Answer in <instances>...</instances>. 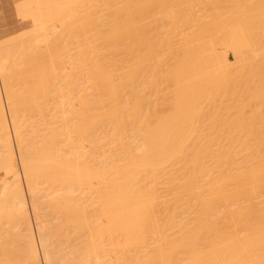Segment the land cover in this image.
<instances>
[{
    "label": "bare ground",
    "instance_id": "1",
    "mask_svg": "<svg viewBox=\"0 0 264 264\" xmlns=\"http://www.w3.org/2000/svg\"><path fill=\"white\" fill-rule=\"evenodd\" d=\"M83 1L47 0L46 3V0H44L43 2L50 9L48 8V12L42 11L44 14L46 13L45 18L48 21L50 20V24V22L53 23V19L59 21L63 15L66 16V14H69L68 12H72L74 5L72 4L73 6L70 7L71 3L80 4ZM98 1V6L96 4L98 10L106 12L103 15H101L102 12L98 13L101 16L97 17V22L94 23L96 18H93L94 20L91 19L89 23L85 19H88L87 16L91 15L90 11L93 8L88 15L84 14L87 15L84 19L86 22L81 21L86 26L92 24V28L95 24L93 35L97 41L98 51L96 50L95 56L92 55L94 58L92 57L91 67L87 70L88 85L85 87H90L91 93L69 94L71 93L70 90L76 87V82L69 76L70 71L62 69L63 74L65 72L63 79L55 81V73H57L56 70H58L59 65L57 58L60 57L55 58L53 56V59L47 61L48 64L45 63V60V62H37L40 57H43V54L30 47L29 50L21 47V55L23 54V57L29 60L25 63L23 59L24 66L19 67V72L25 73L29 70L32 77L28 80L25 79V81L22 79L21 91L15 93L16 90H13L11 78L16 74H11L13 67L18 66L13 62L15 60H12L13 55L9 52L10 48L8 49L6 44L0 43V88L4 95V104L0 96V169H3L5 173V181L3 180L5 183L2 181L3 186L6 184L0 190V195L4 199L7 198L5 203L2 200L3 198H0V264H41V260L43 264H239L241 254H243L241 253L242 246L247 249L250 245L248 247V250H250L247 251V255H249V252H252L251 243L252 241L253 243L256 242V237L254 238L251 234L254 240L249 237L246 245L241 246L239 234L235 232L236 227H232L235 233L230 227L238 225L237 229H239L238 227L242 223L240 221H243L240 220V213H243V211L241 209L238 213L236 210H231L233 207L230 205L226 208V210L228 209L226 217L223 210L225 205L227 207L230 204L229 201L232 202L237 196L238 201L242 200H239V198L241 196L240 192L245 189L244 187L248 189V191L246 190L247 193L249 192L246 199L250 197L249 200H252L255 194L257 196L260 188H264L263 185L260 186L261 180L264 179L262 177L264 176L262 175L264 174V168H261L264 165L259 167L262 162L264 163V153L260 151L259 154H263L260 157L256 150L259 147L264 150V133L262 131L260 133L262 140L261 137L259 138V131H256L261 127L264 128V125L260 124H264L261 118L264 116L263 111H261L262 104L264 105V97H261L264 94V91H262L264 90V78H262V74L259 75L261 71H258V68L262 65L260 63L264 62V0H189L191 3L187 0L189 4L185 0L184 5L183 0ZM26 2L29 5L26 4L25 7L23 5V8L31 7L30 1ZM42 4L40 8L44 9L46 5L43 7ZM84 4L89 3L84 2ZM92 4L94 6V3ZM242 5H244L243 8H241ZM91 7L92 5L90 9ZM38 8L39 6L33 9L36 11ZM153 8H156L157 11H152ZM224 8L225 13L218 11L220 9L224 10ZM208 11H210V14L207 13ZM73 12L68 16L73 17L71 14L76 13ZM95 12L98 11L95 10ZM95 12L92 11V14H95ZM153 12L158 14L157 17H154L155 21L160 20L163 26L166 27L165 30L163 29L162 39L160 37L158 38L161 40L157 39V41H160H158L160 43L158 50L156 49L158 43L154 44L152 40L150 41V38L148 39L154 31V27L158 28L155 21L147 22L153 20ZM85 13H88V11ZM25 14L27 13L25 12ZM19 15H22V12ZM36 16L35 14L33 17L34 24L37 21L40 22L39 19L42 17L40 14L38 15L40 17ZM143 18L144 20L149 19L146 21L148 26L151 27L154 24L153 31L149 30L150 33L148 29L151 28H145L147 25L146 22H142ZM60 23L61 21L57 24L60 25ZM38 24H35V29L38 26L41 27V23ZM160 26L157 30L161 29ZM74 27L76 28V26ZM89 27L90 25L87 29ZM48 28L50 29V26ZM65 28L67 29V27ZM92 28L90 29L91 32H93ZM35 29H32L34 34L40 28H37L36 31ZM55 29L53 33H55ZM87 29L86 31H89ZM215 32L217 34L216 38L214 37ZM27 33L29 34V31ZM53 33L51 34L53 35ZM22 34L25 35V33ZM58 34L60 35V33ZM52 35H47L48 38L45 39H49ZM219 35L222 41L217 40V42L232 48L234 60H229L223 54V51L217 50L218 43L216 39H219ZM38 36L41 37L39 33ZM44 37L46 36L44 35ZM153 37L156 39V36ZM37 38L33 39L34 43L37 42L34 41ZM15 40L17 41V38ZM39 40V42L42 41ZM248 41L254 42L253 44L250 43L253 46L255 45V49H252L255 51L256 59L254 60H258L255 62L258 67L252 66L254 60H251L253 62H250V64L244 62L243 58L238 57V51L242 49L241 46L245 44L247 46ZM15 42L10 43L16 44L17 42ZM20 42L23 43L24 41ZM58 42L60 43V41ZM52 43L53 46L54 43ZM143 44L147 45L143 46ZM222 44L220 46H224ZM31 46L33 45L31 44ZM97 46L95 45V47ZM17 50L19 49L17 48ZM48 50L50 51L51 47ZM105 50L109 53L108 60L104 59L105 56L102 57ZM156 50L159 52L157 53ZM97 52L99 53L97 54ZM132 53H134V56ZM129 54L132 55L131 58ZM154 55L159 57L157 58ZM66 57L68 58V56ZM150 58L154 59L156 64L151 65ZM84 59L82 60L85 61L86 59ZM147 60L151 64L145 63ZM61 62L63 63V61ZM81 63L80 66H82ZM245 63L250 66L246 68H250L248 72H252L248 73L244 68L245 73H248L247 76H254L255 69L251 71V68H256V71H258V75L257 72L256 75L261 77V79L258 77L260 81L255 80L257 79L256 75L254 76L255 79L250 77L252 81L251 84L249 82L248 84L260 86H256L257 89L256 87L246 86V90L249 92L254 89L251 90V96L245 90V93H243L246 82L244 87L241 86L243 87L240 89L241 93L237 91L240 97L242 95V100L246 93L248 94V99L244 97L247 105L244 100V105L240 102V97L238 98L240 101L236 99L238 94L235 95V98L232 97L241 84L235 87V93L232 87V91L229 89L230 78L231 83H233L242 73L244 74L243 68H241L242 72L239 69L240 74L237 78L234 77L235 75L232 76L233 72L232 74L230 72L232 70L237 71L235 69L236 64H242L241 67H246L243 65ZM150 65L152 67L156 65V68L153 67L155 70ZM25 66L28 70L24 69ZM151 68L152 70H150ZM262 70L264 72V69ZM228 71H230V76L226 73ZM141 72H144V76L143 73L140 75ZM161 74L167 80L165 81L169 82L167 83L168 87H171L170 94L166 93V95H169L166 99L169 97V101H165V98L161 97L165 93L163 91L168 92L169 90H162L164 80H162L163 78L160 79L161 76L159 75ZM244 75L241 76L244 78ZM50 77L53 78L52 81H49ZM240 77L238 79L239 83L242 78ZM243 78L242 80L245 81ZM14 80V83L18 81ZM160 80L163 83H158L162 84L159 85L161 90H158L157 82ZM254 80L255 83H253ZM19 84L20 80L17 85ZM167 84L165 83V85ZM145 85H149L150 88L154 89L152 94L144 96L148 94L145 88H149ZM165 85L164 87H167ZM139 86L143 90H140ZM261 87L262 89H260ZM15 89H18V87H15ZM64 89L68 90L69 93H62ZM144 89L147 92H143ZM150 90L152 89H149V93ZM228 91L230 94L233 92V95L230 96L232 97L231 100L234 99V101H231L233 103H230V97H228V101L225 99ZM159 92L161 100L163 98L164 103H170V106L167 105L170 110L164 109L167 113L161 111L164 114L159 111V108H163L162 105L160 106ZM256 92L258 93L256 94ZM259 92H263V94L261 95ZM222 96L225 97H223L225 100L221 99ZM252 96L253 98L257 96L256 98L262 104L259 105L260 103L255 98L254 100L258 104L253 107L248 101L253 100ZM218 97H220V101H224L219 103H225L223 108L229 102L227 108H230L231 113L234 107L232 105L229 107V104L235 105L234 102H236V105L239 106L235 107H241V109H236L237 114L234 112L236 115L232 113L229 116V120L233 119L232 121L227 120L228 117L226 118L227 121L225 118L223 119V116L226 117V115H222L223 111L225 110V114L229 113L226 112L228 110L226 108L224 110L222 107L218 108L222 104H216L218 106L216 107L215 102L218 103L219 99L216 100ZM239 102L242 106L238 104ZM157 103H159V108ZM255 103L253 102V105ZM250 105L255 111L257 110L256 112L259 110L261 112L259 111L258 115L256 112H252L254 109L250 112L248 110L251 108ZM5 107L8 118L5 115L7 114L4 111ZM247 107V112L243 113ZM242 109L244 110L242 111ZM240 112L241 114H239ZM245 114L254 117V120L260 118L262 122L257 120V123L248 116V120L245 121V116H242ZM254 114L257 117L252 116ZM233 115L236 116L235 119ZM237 115L241 116L238 124H241L244 118V126L246 125L245 122L250 127L249 129L254 125L255 130L252 131V128V132H249L248 126L247 130L245 127L243 130L247 131L246 135L249 133L247 137L251 143L253 142L251 137L255 140L258 138L257 143L260 141L259 144L255 142L251 144L252 146L256 144L258 148L254 146L255 150L250 147L251 145L248 144L250 141L248 142V140L246 144L251 149H247L248 146L246 145L241 150L237 148V146L242 147L239 145L247 139L246 135H243L244 131L242 133V130H240L243 126L240 125V128L237 126L236 118L239 117ZM224 121L230 123H228L229 126L226 125L227 129ZM253 121L257 126L261 125L260 128L256 129ZM228 129L229 131H226ZM231 129L233 133L239 129V134L241 132V135H243L241 137L246 138L245 141H242L239 135L237 137L241 138V143L240 139L238 142V138L235 141L234 138L236 137L234 136V140H229L228 135L232 138L231 135L226 134L225 136V133L230 132ZM253 132L254 135L257 134L256 137L251 135ZM227 139L231 142L233 140L234 145L231 143L226 145L223 141ZM261 143L262 146H260ZM228 144L230 147L236 146L234 147L235 150H232L233 148L231 147V149ZM106 146L108 148H105ZM236 149L239 151H236ZM234 152L238 153L235 154ZM243 153L246 155L243 156ZM232 154H235L236 157ZM237 154L242 155L243 159L247 156L245 157L247 161L244 159L245 166H242V168L239 167L243 163L242 157H238L239 160H242V162L241 160L238 162ZM231 155L237 159L235 162ZM248 157L250 159L256 158L250 160ZM259 158L261 159L258 160ZM226 161L227 163L231 161L232 164H226ZM258 161H261V164L259 163L257 166L255 162ZM238 163L240 164L238 165ZM247 163L252 164V170H249L252 167L251 164L249 167ZM236 164L239 167L238 170L234 168ZM228 165H233V168ZM243 168H245V172L241 170ZM228 169L230 172H228ZM234 169H236L235 172ZM258 169L260 174L257 171ZM238 173L243 176L244 180L251 173L252 177H249V179L251 181L252 178V181L247 183L248 178L245 181L241 180L242 185L243 182L245 184L240 186L241 177ZM245 174L246 176H244ZM257 181L259 183L256 184ZM227 182H230L228 187L234 186V188L229 187L230 190L228 191L226 189ZM231 184L234 185L231 186ZM252 184H256V187L259 185L257 187H260L259 190ZM238 185L243 189L239 190ZM247 186L249 188L250 186L251 188L252 186L255 187L258 191L255 188V190L250 189L257 191V193L250 192ZM5 190L7 191L5 192ZM244 192L245 190L242 194ZM41 198L44 199L45 204L43 210H49L46 211L50 215L48 223L47 220L42 219L37 205L38 200V202L42 201ZM255 199L253 198V200ZM227 200L229 201L227 202ZM250 202L246 200L245 203L252 204ZM239 203L236 202V205L234 202L237 207ZM254 203L256 204V202ZM242 206L244 209V205ZM242 206L240 205V207ZM229 208L230 214H228ZM161 211L164 214L163 212L161 214ZM235 213L239 214L238 221ZM181 214L186 215L182 217ZM229 215L232 217L229 218ZM223 217L227 218V221L228 218L232 219L229 220L232 225L228 223L229 228L232 230L231 232L229 229L230 234L226 231ZM244 217L245 215L242 219ZM262 217L263 215H261V220ZM184 218L188 220L184 221ZM3 220L4 225L9 224L5 225L8 226L7 228L2 227L4 226L1 224ZM170 231L172 232L170 233ZM11 236L12 238L15 237V240H13L16 243L19 242V245H11V242H13ZM260 238L264 240V235ZM14 242L13 244H15ZM262 256L264 257V255Z\"/></svg>",
    "mask_w": 264,
    "mask_h": 264
},
{
    "label": "rangeland",
    "instance_id": "2",
    "mask_svg": "<svg viewBox=\"0 0 264 264\" xmlns=\"http://www.w3.org/2000/svg\"><path fill=\"white\" fill-rule=\"evenodd\" d=\"M26 1H30V6L33 7V8H34V7H38V6H39V8H40V7H41L40 5H41L42 3H43V4H42L43 7L46 5V4L43 2L44 0H43V1L41 0V2H42L41 4H40V0H37L36 2H35L34 0H33V1H32V0H26ZM26 1L23 2V0H0V16H1V17H0V43H1V44H6V46H8V49L10 48V49H9V50H10L9 52L11 53V55H13V59H12V56H11V59H12V60H15V61H13V62L16 63L17 66H18V67H16V65H15V66L13 67L15 70L13 69V72H12V74H11V75H15V74H16V75L13 76V77H14V79L18 80V81H16V82L14 83L15 80L13 79V77L11 78V82H13V83H12V84H13V90H16L15 93H20V91H21V87H22L21 84L23 83V82H22L23 80L25 81V79L28 80V79H30V78L32 77L31 74H29L30 72H29V70L27 69V66L24 67V69H27V70H28L27 72H25V73L22 72L23 74H22L21 72H19L20 68L24 66V64H23L24 60H25V63H27V61L29 60V59H27V58H24V57H23V54L21 55V49H22V48H25L26 50H29L30 48H34L35 51H38L39 53L43 54V57H40V58L37 60V62H38V61H39V62H45V61H46L45 63L48 64V62H49L51 59H53L54 57H55V58H56L57 56L60 57V58H57V60L59 61V62H58L59 65H58V67H57L58 70H56L57 73H55V77H56L55 79H56V80H55V79H54V80H55V81H58L57 79H61V80H62L63 77H64V74H65V72H64V74H63V70L65 69V70L70 71V72H69V73H70L69 76L74 80V82L77 83V85H76V83H75V86L77 87V89H76V87H75V88H74L75 90H74V89H73V90H70L71 93H69L68 90L64 89V90L62 91V93L68 92V93L71 94V95H74L75 93L78 94V93H81V92H83V93H91L92 90H90V87H88L89 89H88V88H85V87H87L86 85H88V82H87V78H88L87 70L91 67V63H92V61H93L92 59L94 58L93 56H95V54H96V50L98 49L97 41L95 40V36L93 35V34L95 33V32L93 31V30H94L93 28H95V27H94V26H95L94 23L97 22V21H96V20H97V17L103 15V13L106 12V11H103V12L101 11V12H102V13H101V12L98 10V7H97V6H98L99 1L97 0V1H98V3H97L96 0H95V2H94V0H92V1H91V0H88L89 2L86 1V0H85V1L82 0L83 3H80L81 5L75 3V2H77V1L74 2L76 5H75L74 3H71V6H70V7H72V6L74 5V6L72 7V10H73V11L75 10L74 12H76V13H74V12L72 11V12L74 13V14H71V15H73V17H72L71 15H70L71 17H69L68 15H69L70 13H72V12H68L69 14H66V16L69 17V18H67L66 16L63 15V16H62V19L60 18V20H59V21H61L60 25H58V24H59V21H58V20H55V19H53L54 21L51 20L53 23L56 21V22H55L56 25L54 24L55 26H54L53 23H51V22H50V24H49V21H50V20L48 21V19L45 18V14H46V13L44 14L43 11L48 12V10L50 9L48 5L45 6V8H44L45 10H44L43 8H40L41 10L38 8V10L35 11V9H37V8H35V9H33V8H31V7L23 8V5H24V7H25L26 4L29 5V3L26 2ZM70 1H71V0H70ZM82 1L80 0V2H82ZM90 1H91V4H90ZM183 1H184V2H183V5H184V4H185V0H183ZM186 1H187V0H186ZM188 1H189V0H188ZM188 1H187V3H188ZM18 2H19V3H18ZM25 2H26V3H25ZM34 2H35V3H34ZM84 2H85L86 4H87V3H89V4L85 5ZM32 3H33V4H32ZM37 3H38V5H37ZM46 3H47V0H46ZM92 3H94V6H93ZM189 3H191V2L189 1ZM189 3H188V4H189ZM238 3H239V2H238ZM243 3H244V2H243ZM72 4H73V5H72ZM96 4H97V6H96ZM222 4H224V3L222 2ZM240 4H241V2H240ZM21 5H22V6H21ZM35 5H36V6H35ZM79 5H80L81 7H80ZM91 5H92V7H91V9H90V6H91ZM207 5H208V4H207ZM209 5H210V4H209ZM77 6H78L79 8H76ZM186 6H187V4H186ZM243 6H244V5H242L241 8H243ZM18 7H19V8H18ZM74 7H75V8H74ZM83 7H84V8H83ZM87 7H88V8H87ZM195 7H196V6H195ZM195 7H194V8H195ZM20 8H21V9H20ZM22 8H23V9H22ZM27 8H28V9H27ZM46 8H47V9H46ZM48 8H49V9H48ZM85 8H86V9H85ZM93 8H94V9H93ZM4 9H5V10H4ZM32 9H33V10H32ZM84 9H85L86 11H88V13H85L86 11L84 12V11H83ZM92 9H93V10H92ZM221 9H222V8H221ZM221 9L218 10V11H219V12H222V11H223L222 13H225V12H224V11H226L225 8H224V10H221ZM19 10H20V11H19ZM25 10H26V11H25ZM27 10H28V11H27ZM39 10H40V12L38 13ZM42 10H43V11H42ZM90 10H92V11H94V12H95V10H96V11H98V12H95V14H92V11H90ZM23 11H24V12H23ZM29 11H31V12H29ZM78 11H80V12H78ZM81 11H82V12H81ZM89 11L91 12V15H90V16L88 15V14L90 13ZM152 11H155V12H156L157 10H156V8H153ZM212 11H213V10H212ZM214 11H215V10H214ZM19 12H20V13H19ZM21 12H22V15H19V14H21ZM25 12H26L27 14H25ZM83 12H84V13H83ZM155 12H153V13H154V15H153V17H152L153 20H151V21H147V20H149L148 18H147V19L145 18L146 20H144V18H143L142 22H143V21H144V22L147 21V22L149 23V22L155 21L156 19H154V17H157V16H158V14H156ZM34 13H35L37 16H38L39 14L42 15V17L44 16L43 18L41 17V19H39V20H41L40 22H39V21L36 22L37 25H39L38 23H41V24H40L41 27H40V26L37 27V25H36V27H37V28H40L39 30L43 29L42 31H39V30L36 28V29L39 31V32H38V31H36V29H35V24H36V23L34 24V21H33V19H34L33 17L35 16ZM82 13H83V14H82ZM96 13H97V16H96ZM98 13H101V15H100V14L98 15ZM207 13L210 14V11H208ZM211 13H213V12H211ZM226 13H227V12H226ZM28 14H29V16H28ZM31 14H32V17H31ZM43 14H44V15H43ZM84 14H87L88 16H87V15H84ZM25 15H26V16H25ZM81 15H82V16H81ZM22 16H23V17H22ZM37 16H36V17H37ZM80 16L82 17V19H81ZM85 16H87L88 19H85ZM91 16H92V17H91ZM38 17H40V16H38ZM64 17H65V18H64ZM74 17H75V18H74ZM89 17H90V19H89ZM70 18H71V20L73 19L72 22H71ZM78 18H79V19H78ZM93 18H94V19L96 18L95 21H94V23H93V24H94L93 28L91 27L92 24H88V25L86 26V24L83 23V22H86L85 20H88V22L90 23V20L93 19ZM43 19H44V21H43ZM63 19H64V20H63ZM65 19H66V20H65ZM68 19H69V20H68ZM84 19H85V20H84ZM94 19H93V20H94ZM46 20H47V21H46ZM76 20H77V21H76ZM93 20H92V22H93ZM35 21H36V20H35ZM42 21H43V22H42ZM62 21H63V22H62ZM78 21H79V22H78ZM81 21H83V22H81ZM159 21H160V20H157V22L155 21V23L157 24L158 28H159L160 25L163 27V28H162V27L160 26L161 29H159V30H157L158 28L154 27V31H153V29H152L153 26H154L153 23H152L153 25H152L151 27L147 25V22H146V25H147V26L145 25V26H146L145 28H147V27L151 28V29H148V32H149V33H150V31H153V32H154V33L152 32L151 35L148 37V39L150 38V41L152 40L154 44L158 43V41L162 39V34H163L164 30L166 29V27L163 26V23L160 21V23H162V24H160ZM45 22H46V23H45ZM47 22H48V23H47ZM65 22H67V23H65ZM69 22L71 23V26H70V23H69ZM76 22H77V23H76ZM88 22H87V23H88ZM57 23H58V24H57ZM68 23H69V24H68ZM79 23H80V24H79ZM82 23H83V26H82ZM48 24H49V25H48ZM66 24H67V25H66ZM44 25H45V26H44ZM52 25H53L54 27H53ZM65 25H66V26H65ZM89 25H90V27L92 28V31H93V32H91V30H90L91 28H90V27H89V29H87ZM150 25H151V23H150ZM48 26H50V29L48 28ZM61 26H62V27H61ZM64 26L67 27V29H66ZM74 26H76L77 29H76ZM77 26H78V27H77ZM43 27L45 28V30H44ZM68 27H69V29H68ZM71 27H72V28H71ZM79 27H80V28H79ZM51 28H53V29H51ZM55 28L57 29V31H56ZM70 28H71V29H70ZM73 28H74V29H73ZM82 28L85 29V30H83ZM155 28H156V29H155ZM32 29H33V30L35 29V31H36L35 34L33 33V30H32ZM46 29H47V30H46ZM54 29H55V33H53ZM58 29H59V30H58ZM64 29H66V30H65L64 32H61V31H63ZM80 29H81V31H80ZM86 29L89 30V31H86ZM163 29H164V30H163ZM30 30H32V31H30ZM49 30H50V31H49ZM69 30H70V31H69ZM72 30H73V32H71ZM78 30H79V32H78ZM149 30H150V31H149ZM161 30H163V31H161ZM28 31H29V34L27 33ZM35 31H34V32H35ZM43 31H44V32H43ZM68 31H69V32H68ZM146 31H147V29H146ZM157 31H158V32H157ZM30 32H31L32 34H31ZM37 32L39 33V35H40L41 37L38 36V33H37ZM83 32H84V33H83ZM148 32H147V34H149ZM22 33H25V35H23ZM40 33H41V34H40ZM49 33H50V34H49ZM51 33H53L54 36H53ZM58 33H60V35H59ZM67 33H68V34H67ZM156 33H158L159 36H158V34L156 35ZM160 33H161V35H160ZM217 33L219 34V32H217ZM21 34L23 35V38H22ZM26 34H28V35H26ZM33 34H34V36H33ZM43 34H44L46 37H44ZM61 34H62V36H61ZM71 34H72V35H71ZM153 34H154V35H153ZM205 34H206V33H205ZM213 34H214V33H213ZM215 34H216V32H215ZM47 35H49V36L52 35L53 37L51 36L49 39H45V38H48ZM56 35H57V37H56ZM69 35H70V36H69ZM73 35H74V36H73ZM152 35H153V36H156V39H154L155 37H153ZM220 35H221V34H220ZM220 35L218 36L219 39H216V42H217V40H219L220 42L222 41V40H220V39H221V38H220ZM18 36H20V37L18 38ZM25 36H26L27 38H26ZM30 36H31V38H32V37H33V38H32V39H31V38L29 39ZM35 36L38 37V38H37V40H34V41H37V42L34 43V42H33V39L36 38ZM59 36H60V37H59ZM147 36H148V35H147ZM212 36H213V35H212ZM212 36H211V37H212ZM216 36H217V34H216L214 37L216 38ZM158 37H160L161 39L158 38ZM214 37H213V40H214ZM16 38H17V41L15 40ZM51 38H52V41H51ZM58 38H59V39H58ZM26 39H27V40H26ZM39 39H41L42 41L39 42V41H40ZM43 39H44V41H46V42H47V40H49V41H48L47 43H45V42L43 41ZM53 39H54V40H53ZM55 39H58V40H55ZM62 39H63V40H62ZM65 39H66V40H65ZM92 39H93V40H92ZM153 39H154L156 42H155ZM157 39H159V40L157 41ZM25 40L28 41V43H26ZM15 41H16L18 44H17ZM18 41H19V42H20V41H24L25 43H24V42H23V43H22V42L19 43ZM29 41H30V42H29ZM54 41H55V42H54ZM58 41H60V43H59ZM66 41H67V42H66ZM92 41H93V42H92ZM94 41H95V42H94ZM10 42H11V43L15 42L16 44H11ZM32 42H33L34 44H33ZM38 42H39V44H38ZM52 42H53L54 44H53ZM159 42H160V41H159ZM198 42H199V41H198ZM213 42L215 43V40H214ZM220 42H219V43H220ZM223 42H224V41H223ZM250 42L252 43V41H250ZM250 42H249V41L247 42V44H248L247 46H245L246 44H245L244 46H241L242 49H241L240 51H238V55H239L238 57L243 58V61H244V62H247V63H250V62L252 63L253 61H251V60L256 59V58H255V57H256V54H255V51L253 50V49H255V45H254V46L252 45L254 42H253L252 44H251ZM7 43H8V45H7ZM9 43H10V44H9ZM30 43H31L33 46H31ZM51 43L53 44V46L51 45ZM85 43H86V44H85ZM93 43H95V44H93ZM195 43H197V42H195ZM217 43H218V42H217ZM217 43H216V44H217ZM219 43H218L219 46H218V45H217V46L215 45V46L217 47V50H218V51L220 50L221 52L223 51V52H224L223 54H225V56H226L229 60H231V61L234 60V52H233L232 48H228L229 46L226 47L227 45L222 44V43H221V44L224 45V46H220L221 44H219ZM36 44H37V45H36ZM40 44H43V45H40ZM45 44H46V45H45ZM59 44H60V45H59ZM92 44H93L94 46H93ZM249 44H250L251 46H250ZM9 45H10V47H9ZM13 45H14V46H13ZM19 45H20V46H19ZM65 45H66V46H65ZM86 45H87V47H86ZM88 45H89V46H88ZM95 45H96L97 47H95ZM144 45L146 46L147 44H143V46H144ZM158 45H159V46H158ZM12 46H13V47H12ZM35 46H36V47H35ZM41 46H42L43 49L41 48ZM59 46H60V47H59ZM62 46H64V47H62ZM252 46H253V47H252ZM11 47H12V48H11ZM21 47H22V48H21ZM26 47H27V48H26ZM29 47H30V48H29ZM47 47H48V48H47ZM50 47H51V50H50L51 52H50L49 50H48V51H49V55H50V54H51V55H50V57H49L47 49H50ZM54 47H55V49H54ZM158 47H160V43L157 44V48H156V45H155V48H156L157 50L159 49ZM13 48H14V51L12 52ZM17 48H18L20 51L17 50ZM57 48H58V49H57ZM60 48H61V49H60ZM85 48H86V49H85ZM92 48L94 49L95 52L93 51ZM224 48H225V49H224ZM226 48H227V49H226ZM252 48H253V49H252ZM222 49H223V50H222ZM41 50H42V52H41ZM84 50H86L87 53H86V51H84ZM157 50H156V52H157ZM57 51H58V52H57ZM61 51H62V52H61ZM82 51H84L85 53L82 52ZM90 51H91V52H90ZM97 51H98V50H97ZM130 51H133V50H130ZM142 51H144V50H142ZM65 52H66V53H65ZM92 52H93V53H92ZM133 52H134V51H133ZM158 52H159V51H158ZM158 52H157V53H158ZM12 53H13V54H12ZM14 53H15V54H14ZM39 53H38V54H39ZM46 53H47V54H46ZM53 53H54V54H53ZM63 53H64V54H63ZM83 53H84V56H83ZM98 53H99V52H97V54H98ZM62 54H63V55H62ZM133 54H134V53H132V55H133ZM159 54H160V53H159ZM159 54H158V55H159ZM16 55H17V56H16ZM19 55H20V57H19ZM65 55L68 56V58H67ZM80 55H81V57H80ZM86 55H87V57H86ZM92 55H93V56H92ZM102 55H103L102 57H104V56L106 57V58L104 57L105 60H108V58H109V53L107 52V50H105L104 53H103ZM129 55H130V54H129ZM132 55H130L129 57L131 58ZM158 55H157V56L154 55V56H156V57L158 58V57H159ZM14 56H15V57H14ZM21 56H22V57H21ZM53 56H54V57H53ZM62 56H63V57H62ZM133 56H134V55H133ZM154 56H153V58H154ZM16 57H17V58H16ZM51 57H52V58H51ZM79 57H80V58H79ZM83 57H84L86 60H85ZM92 57H93V58H92ZM156 57H155V59H156ZM20 58H21V59H20ZM49 58H50V59H49ZM132 58H134V57H132ZM23 59H24V60H23ZM42 59H43V60H42ZM46 59H47V60H46ZM59 59H60V60H59ZM80 59H81V60H80ZM82 59H84L85 61H83ZM257 59H258V58H257ZM12 60H11V62H12ZM16 60H17V61H16ZM40 60H41V61H40ZM44 60H45V61H44ZM130 60H132V59H130ZM150 60L152 61V64H151V62L148 61V60H147L148 62L145 61V63L153 65V64L155 63V60H154V59H151V58H150ZM157 60H158V59H157ZM157 60H156V61H157ZM18 61H19V62H18ZM21 61H22V63H21ZM47 61H48V62H47ZM61 61H63V63H62ZM82 61H83V62H82ZM132 61H133V60H132ZM153 61H154V62H153ZM248 61H249V62H248ZM256 61H258V60H256ZM256 61L254 60V62H253L254 64H252V66H253V65L256 66V64H255ZM81 62H82V63H81ZM241 62H242V61H241ZM259 62H260V61H259ZM259 62H258V63H259ZM61 63H62V64H61ZM80 63H81L82 66H80ZM239 63H240V62H239ZM251 63H250V64H251ZM263 63H264V62H263ZM263 63L261 62L260 64L264 65ZM18 64H20V65H18ZM64 64H65V65H64ZM76 64H78V65H76ZM155 64H156V63H155ZM260 64H259V65H260ZM151 65H150V67H152ZM241 65H242V64H241ZM241 65L236 64V68H235V69L238 71V73H236L237 71H233V70H232L231 72L228 71V72H226V73L229 74V72H230V74H232V72H233L232 76L235 75L234 77L237 78V77H238V74H240L241 68H243L242 71L244 72L245 75H244L243 73H242L241 75H242V76L244 75L246 78H245V77L243 78L241 75H240V76H241L245 81H243L242 78L239 76V77L241 78V80H239L240 83L238 82V79H239V77H238L236 80L233 78V79L236 81V82L233 81V83H234V84H233V83H231V78H230V81H229V82H230V85H229L230 88H229V89L231 90V89L233 88L232 90H234V93H235V90H236L235 87H236V86H239L240 84H241V85H240L239 87H237L236 93H235L234 95H233V92H231V94H230V92H229L230 90H229V91L227 92L229 96L226 95V96H225L226 98H225L224 96H222V98H221L222 100H225V99H226V101H228L227 99H229L228 97H230L231 95H233L232 97L235 98V95L238 94L237 91H238V92L240 91L239 93H241V90H240V89L244 87V83H245V82H246L247 84H245V88H243V93H245V91H246V92H249V91L246 90V86H247V87H248V86H249V87L251 86V88H253V87L255 88L257 85H255V84H254V86H252L253 84L250 85V84H251V81H252V80L250 79V77H253L252 79H255L254 76L256 75V72H257V75H258V71H259V72L261 71V73H260L259 75L262 74V78H264V76H263L264 72H263V70H262V69H264V66H263V68H261L262 65H260L261 70H260V68H258V71H256V70H257L256 68H251V71H253V69H255V72L253 73V75H254V74H255V75H254V76H251V75H250V76H249V75L247 76L248 73H252V72H248V69L250 70V68L246 69L247 67H250V66H248L249 64H248V65H247L246 63L243 64V65H245L246 67H244V66L241 67ZM63 66H64V67H63ZM78 66H79L80 68H79ZM237 66H239L240 68H239V67L237 68ZM252 66H251V67H252ZM254 66H253V67H254ZM19 67H20V68H19ZM61 67H62V68H61ZM84 67H85V68H84ZM153 67L156 68V65L153 66ZM153 67H152V68H153ZM256 67H258V64H257ZM152 68H151L150 70H152ZM162 68H164V67H162ZM244 68L247 70L248 73H245L246 70H244ZM62 69H63V70H62ZM83 69H84V70H83ZM153 69H154V68H153ZM239 69H240V71H239ZM154 70H155V69H154ZM161 70H162V69H161ZM14 71H15V73H14ZM17 71H18V72H17ZM24 71H25V70H24ZM61 71H62V72H61ZM242 71H241V72H242ZM83 72H84V73H83ZM158 72H159V69H158ZM158 72H157V73H158ZM161 72H162V71H161ZM161 72H160V73H161ZM17 73H18V74H17ZM142 73H143V76H144V72H141L140 75H142ZM21 74H22V75H21ZM230 74H229V76H230ZM23 75H26V76H23ZM157 75H158V74H157ZM163 75H165V73H163ZM163 75L161 74V75H159V76H161L160 79L163 78L162 80H164V84H163V85H162V84H158L159 82H160V83H163L162 80L158 81V82H157V84H158V87H157V88H158V90H161V89H159V87L162 85V86H163V89H162V90H164V89H165V90H168V89H169L168 92H167V91H163V92H165V93H163L162 91H160V92L163 93L161 97L165 98V101H167V100L169 101V97H168V99H166V97L169 96V95H166V93H169V94H170V88H171V87H168L169 85H168L167 83H169V82H166L167 80L163 77ZM257 75H256V76H257ZM58 76H59V77H58ZM226 76H227V74H226ZM229 76H227V77H229ZM232 76H231V77H232ZM15 77H16V78H15ZM21 77H22V78H21ZM25 77H26V78H25ZM48 77H49V75H48ZM61 77H62V78H61ZM157 77H158V76H157ZM258 77H260V76H257V77H256V78H257V79H255L256 81H260V80H258ZM247 78H248V80H247ZM22 79H23V80H22ZM140 79L142 80V77H141ZM157 79L159 80V77H158ZM228 79H229V78H228ZM233 79H232V80H233ZM249 79H250V80H249ZM260 79H261V77H260ZM19 80H20V84L17 85V84L19 83ZM50 80L52 81L53 78L50 77V78H49V81H50ZM165 80H166V81H165ZM255 80H254L253 83H255ZM1 81H2V79H1ZM59 81H60V80H59ZM241 81H243V82H241ZM262 81H263V79H262ZM248 82H249L250 84H248ZM16 83H17V84H16ZM140 83H142V82H140ZM140 83H139V84H140ZM165 83H166L167 85H165ZM259 83H261V82H259ZM262 83H263V82H262ZM78 84H79V85H78ZM232 84H233V85H232ZM236 84H237V85H236ZM159 85H160V86H159ZM164 85L167 86V87H164ZM231 85H232V86H231ZM258 85H259V84H258ZM261 85H263V84H261ZM145 86H147V85H145ZM148 86H149V85H148ZM148 86H147V87H148ZM241 86H243V87H241ZM15 87H16V88L18 87V89H15ZM139 87H140V86H139ZM139 87H138V88H139ZM142 87H143V86H142ZM231 87H232V88H231ZM257 87H260V86H257ZM257 87H256V89H257ZM263 87H264V86H263ZM80 88H81V89H80ZM161 88H162V87H161ZM141 89L143 90V88L140 87V90H141ZM145 89H146L148 92H147ZM145 89H144L143 92H147L148 94L146 93L147 95H144V96H148L149 94H152V93H153V90H154L153 88H150V86H149V88H145ZM149 89H152V90H150V93H149ZM256 89H255V90H256ZM260 89H262V87H261ZM263 89H264V88H263ZM89 90H90V91H89ZM232 90H231V91H232ZM244 90H245V91H244ZM248 90H249V88H248ZM251 90H254V89H251ZM251 90H250V92H249V94H250L249 96H251ZM1 91H2V89L0 88V96H1V99H2V103H3V97H4V95H3V91H2V92H1ZM262 91H264V90H262ZM160 92L158 93V97H159V98H160ZM252 92H253V91H252ZM243 93H242V94H243ZM253 93H254V92H253ZM253 93H252V94H253ZM257 93H258V92H256V94H257ZM259 93H260V92H259ZM143 94H144V93H143ZM222 94H223V93H222ZM260 94L262 95L263 92L260 93ZM163 95H166V96L164 97ZM224 95H225V94H224ZM243 95H244V94H243ZM246 95H247V96H246ZM246 95H245L244 97H245V99H246V98L248 99V94L246 93ZM254 95H255V93H254ZM258 95H259V94H258ZM263 95H264V94H263ZM263 95H262L261 97H264ZM158 97H157V99H158ZM220 97H221V96H220ZM220 97L216 98V100L219 99V101H218V103L215 102V105H216V104H217V105H218V104H219V105L222 104V105L219 106V107L216 105V107H218V108H221V107H222L223 110H224L225 108L228 109L226 112H228L229 114H227V113L225 114V112H224L225 110H224L222 115H226V117L223 116V119L225 118V120H226V118L228 117L227 120H229V119H230L229 116H231L232 113L234 114V112L236 113V111H237L236 109L239 108V107L236 108L235 106H239V105H236V102H234L235 105H234V104H229V107L232 105V107L235 108V110H234V108H233V111H232V113H231V110L229 111L230 108H227L229 102L226 103L227 105L223 108V106L225 105V103H219V102H224V101H220ZM223 97H224L225 99H224ZM232 97H230V103H233V102H231V101H234V99L231 100ZM236 97H237L236 99L239 100V101H240V99H241L240 102H242L243 105H244V102H243V100L245 101L244 97H243V100H242V98H241L242 95H241V97H240V94H238V96L236 95ZM239 97H240V99H238ZM254 97H255V96H254ZM256 97H257V96H256ZM256 97H255V98H256ZM145 98H146V97H145ZM149 98H150V97H149ZM163 98H162V100H161V98H160V101H161V102H163V100H164ZM249 98H250V97H249ZM252 98H253V96H252ZM255 98H253V100H254ZM147 99H148V98H147ZM147 99H145V100L147 101ZM250 99H251V98H250ZM256 99H257V98H256ZM261 99H262V98H261ZM261 99H260V100H261ZM263 99H264V98H263ZM148 100H150V99H148ZM216 100H215V101H216ZM237 100H236V101H237ZM253 100H248V101L250 102V104H251L253 107H255L256 104L260 103L259 99H257V100H258V103H257V101H255V100L253 101ZM157 101H158V100H157ZM161 102H160V106L162 105V106H161V107H163L162 109L159 108V106H158L159 103H157V107L159 108L160 113L165 112L164 109H165V110H170V109H169L170 107L167 108V107H168L167 105L170 106V103H169V102H166V103L163 102L164 104L161 103ZM240 102H239L238 104H241ZM245 102H246V105H247V101H245ZM249 102H248V107H249ZM253 102H256L255 105H253ZM167 103H169V104H167ZM263 103H264V101H263ZM3 104H4V103H3ZM165 104H166V105H165ZM261 104H262V102H261L259 105H261ZM163 105H164V106H163ZM233 105H234V106H233ZM246 105H245V106H246ZM251 105H250L251 108H249V109H248V107L245 108V110L242 109V111H243V110L245 111V112L243 111V113H246V112H247V109L251 112V110L254 109V108H252ZM3 106H4V105H3ZM241 106H242V104H241ZM262 106L264 107L263 104H262ZM47 107H49V106L47 105ZM165 107H166V108H165ZM260 107H261V106H260ZM263 107H262V109H263ZM243 108H244V107H243ZM257 108H258V107H257ZM239 109H241V107H240ZM262 109H261V111H263V113H264V109H263V110H262ZM258 110H259V109H258ZM4 111H5V113H7V111H6V107L4 108ZM161 111H163V112H161ZM239 111H241V110H239ZM239 111H238V112H239ZM242 111H241V112H242ZM249 111H248V114H249ZM256 111H257V110H256ZM256 111H255V109H254V111H252V112H256ZM259 111H260V110H259ZM259 111L256 112L257 115L261 112V111H260V112H259ZM221 112H222V110H221ZM241 112H240L239 114H241ZM165 113H167V111H166ZM263 113H261V115H263ZM163 114H164V113H163ZM236 114H237V113H236ZM236 114H234V115H236ZM248 114H247V116H248ZM251 114H253V113H251ZM251 114H250V115H251ZM5 115H6V117L8 118V113L5 114ZM234 115H233V117H234ZM257 115L254 114V115H252V116L257 117ZM238 116H239V117H238ZM242 116H245V121L248 120V117H251V116H248V117H247L246 114H245V115H242ZM235 117H236V116H235ZM235 117H234V119H235ZM237 117H238V118H236V119H237V120H236V121H237V122H236V123H237V126H239V128H240V125L243 126V127L240 128V130H242V133H243V131H244L245 129L247 130V126H248V125H247V122H245L246 125L244 126V124H243V122H244V118H243V120H242L243 122H242L241 124H240V123L238 124L239 119H240L241 116H240V115H237ZM246 117H247V118H246ZM259 117H260V115H259ZM259 117H258V118H259ZM263 117H264V116H262L261 118H262L263 123H264V118H263ZM251 118H252V117H251ZM251 118H249V119H251ZM7 120H8V119H7ZM227 120H226V121H227ZM232 120H233V119H232ZM232 120H229V121H232ZM240 120H241V119H240ZM251 120H254V117H253ZM257 120H259V122H262V120H261L260 118H259V119L256 118V120H254V121L258 123ZM229 121L226 122L227 124H226L225 121H224L225 126H226V125L229 126V125H228ZM254 121H253V122H254ZM240 122H241V121H240ZM253 122H251V123L253 124ZM255 122H254V124H255ZM248 123H249V121H248ZM229 124H230V123H229ZM260 124H261V125H264V124H262V123H260ZM255 125H256V129L260 128L259 126H261V125H258V126H257V124H255ZM227 126L225 127L226 129H227ZM250 126H251V125H250ZM244 127H245V129L243 130ZM9 128H10V127H9ZM249 128H250V127L248 126V129H249ZM252 128H253L252 131H254V130H255L254 125H252ZM252 128H251V129H252ZM261 128H262V129H261ZM261 128H260L261 130H260V129L256 130L257 132L259 131V132H258L259 135H260L259 138L261 137V134H260L261 131H262V133H264V130H263L264 128H263V127H261ZM229 129H230V128H229ZM229 129L226 130V131H229ZM251 129H249V132H252ZM238 130H239V129H238ZM238 130H236V132L233 130V131H234V133H233V132H232V129H231V130H230L231 133H230V132H227V133H225V136H226V134H230L232 138H230L229 135H228V139L231 140V139H233L234 137H236V138H234L235 141H236V139L238 138L237 135H239L240 137L243 136V135H246L245 133H246L247 131H246V132L244 131L243 135H241V132H240V134H239V131H238ZM237 131H238V132H237ZM257 132H256V133H257ZM232 133H233V135H232ZM235 133H236V134H235ZM234 134H235L236 136H235ZM247 135H249V133H248ZM247 135H246V138H247V139L244 137V138L246 139V141H245V139H243V138L241 137V138H242V141H245V142H244L245 144L242 142L243 145H242V143H241V138H238V142H239V139H240V143H241V145H239V146H242V147H238V146H237V143H236L235 145L237 146L238 149L240 148V150H241V148L245 147V145L248 146L247 149L250 148V147L253 148L254 146L257 147L256 144H254V146H252L251 144H253V142L257 143L258 138L255 140V138L249 136V137L252 138V141H253V142L251 143V141L248 140ZM251 135H254V132H253ZM256 135H257V134H255L254 136L256 137ZM262 135H263V134H262ZM233 136H234V137H233ZM257 137H258V136H257ZM263 137H264V135H263ZM223 138H224V137H223ZM223 138H222V140H223ZM226 138H227V137H226ZM228 139L226 140V141H228V142H226V141H223V142H224L226 145H227V143H229V144L231 143L232 145H234V144H233V143H234V141H233L234 139L232 140L233 143H232L231 141H229ZM249 139H250V138H249ZM253 139H254V140H253ZM261 139H262V137H261ZM261 139H259V140H261ZM247 140H248V142L250 141V143H248L249 145H251L250 147H249V145L246 144ZM262 140H263V139H262ZM262 140H261V142H262ZM240 143H239V144H240ZM259 143H260V141H259L257 144H259ZM229 144H228V146L230 147ZM263 145H264V144H263ZM228 146H227V147H228ZM236 146H231L233 149H232L231 147H230V148H231L232 150H235L234 147H236ZM258 146H259V145H258ZM260 146H262V143L260 144ZM255 147H254V148H255ZM105 148H108V146H106ZM254 148H253V149H254ZM257 148H258V147H257ZM260 148H261V147H259L258 149H260ZM238 149H236V151H237ZM250 149H251V148H250ZM258 149H256V150L258 151V153L256 152L258 155H260V154H259L260 151H261V152L263 151L262 153H264V150H263L262 148H261L262 150H261V149L258 150ZM242 150H244V149H242ZM254 150H255V149H254ZM254 150H253V151H254ZM238 151H239V150H238ZM250 151H251V150H250ZM250 151H249V152H250ZM242 152H243V151H242ZM249 152H248V153H249ZM261 152H260V153H261ZM234 153L236 154V153H238V152H234ZM239 153H240V152H239ZM245 153H246V152H245ZM235 154H232V155H235ZM232 155H231V157L233 158ZM244 155H246V154L243 153V156H244ZM262 155H263V154H262ZM262 155H260V157H262ZM239 156H240V158L242 157L243 163H242L241 165H239L240 163H238V165H239V167L242 168V166H243V167L245 166V164H244V159H246L245 161H247V158H245V157H247V156H245L244 159H243V156H242V155L237 154V159H238ZM228 157H229V156H228ZM235 157H236V155H235ZM235 157L233 158V159H234V160H233L234 162H235V160H237ZM229 158H230V157H229ZM229 158H228V159H229ZM232 158H231V159H232ZM248 158H249V157H248ZM251 158H254V157H251ZM255 158H256V157H255ZM255 158H254V159H255ZM257 158H258V157H257ZM249 159H250V158H249ZM249 159H248V160H249ZM254 159H250V160H254ZM260 159H261V158H259L258 160H260ZM240 160H241V159H240ZM240 160L238 159L237 161L240 162ZM242 160H241V162H242ZM227 161H229V160H227ZM227 161H226V164H232L231 161H230V163H229V162L227 163ZM233 161H232V162H233ZM255 161H257V160H255ZM253 162H254V161H253ZM253 162H252V164H254ZM245 163H246V162H245ZM255 163H257V164H255V165L258 166L259 163L261 164V161H258V162H255ZM226 164H225V166H226ZM247 164H248V166L250 167V164H251V163H247ZM252 164H251V166H252ZM238 165L236 164V167H234V168H236V169L238 168V169H239V167H237ZM255 165H254V168L256 167ZM263 165H264V163L262 162V165H259V167H261V166H263ZM228 166H230V165H228ZM232 166H233V165H231L230 168H231ZM246 167H247V166H246ZM249 167H247V168H249ZM230 168H229V169H230ZM232 168H233V167H232ZM252 168H253V166H252L251 169H249V170H252ZM261 168H264V166L261 167ZM226 169H227V166H226ZM229 169H228V172H230V170H231V169H230V170H229ZM236 169H234V172H235ZM238 169H237V170H238ZM244 169H245V168H243V169H241V170L244 171ZM256 169H257V168H256ZM259 169H260V168H259ZM259 169L257 170L258 173L260 172ZM246 170H247V169H246ZM254 170H255V169H254ZM232 171H233V169H232ZM226 172H227V171H226ZM228 172H227V173H228ZM244 172H245V171H244ZM244 172H243V173H244ZM253 172H254V171H253ZM261 172H262V171H261ZM236 173H237V172H236ZM251 173H252V172H251ZM251 173L249 174L250 176H248V175L246 176V174L244 175V176H246V178H248L247 180H246V178H245V180L247 181V183H248V182L250 183V182L252 181V178H251V181H250V179H249V177H252L251 175H252L253 173H252V174H251ZM254 173L256 174V172H254ZM238 174H239V173H238ZM247 174H248V173H247ZM259 174H260V173H259ZM4 175H5L4 170H3V169H0V190H2L4 186H6V184H4V186H3V182L5 181V179H4ZM241 175H242V174H241ZM253 175H254V174H253ZM262 175H264V174H262ZM239 176H240V174H239ZM259 176H260V175H259ZM240 177L242 178L243 176H240ZM262 177L264 178V176H262ZM21 178H22V177H21ZM241 178H240V181H241V180L245 181L244 178H242V179H241ZM254 178H255V177H254ZM260 178H261V177H260ZM22 179H23V178H22ZM257 179L259 180V178H257ZM3 180H4V181H3ZM248 180H249V181H248ZM253 180H254V179H253ZM2 181H3V182H2ZM240 181H239V182H240ZM255 181H256V180H255ZM239 182H238V184H239ZM253 182H254V181H253ZM4 183H5V182H4ZM23 183H24V182H23ZM23 183H22V185H23ZM247 183H246V184H247ZM255 183L257 184V183H259V182L257 181V182H255ZM261 183H263V184H261ZM261 183H260V186H262V185L264 186V179L261 180ZM244 184H245V182H243V185H244ZM253 184H254V183H253ZM253 184H252V185H253ZM256 184H255V185H256ZM228 185H230V182H227V184H226V189H227L228 191L230 190V188H232V187L234 188V186H232V185H234V184H231L232 187L229 186L230 188L228 187ZM243 185H242V181H241V182H240V186H243ZM249 185H251V184H249ZM255 185H253V186H255ZM1 186H2V187H1ZM238 186H239V185H238ZM240 186H239V187H240ZM253 186H252V188H251V186H250V188H251V189H254V188L256 187V186H255V187L253 188ZM258 186H259V185H257V187H258ZM257 187H256V188H257ZM244 188H245V189H244V190H245L244 194H242L244 190L241 191V192L239 191L240 194H241V196L244 195V196H242V198H241V196H240V198H239V200H240V199H242V200L238 201V200H237V199H238V198H237L238 196L236 197L235 200H233V201L235 202V204H236V202H240V203L238 204V207L236 206L237 204L235 205L233 201L230 202L229 200H227V202L229 201L230 204H228L227 207H226V205H225V209H224V207H223V209L225 210V211L223 210V212H224L223 214L227 217V212H226V211H228V209L226 210V208H228V206H230V205H231V207H233V209H231V210H236L238 213H240V210L242 209L243 213H242V212L240 213V220H243V221H240V222H242V223H241L240 226L238 227L239 229H237V226H238V225H237V226L235 225V226H231V227H230V228L233 230V232H234V228H232V227H236V228H235V232H237V234H239L238 236H239V239L241 240V242L239 241L241 246H242V245H246V242L249 241V239H248L249 237H250V239H251V238L253 239V237H254V238L256 237V242L254 241L255 244L253 243V241H252L253 244H252L251 242H249V243H251V249H252V252H251V253L249 252V255H250V256L252 255L251 257H250L249 255H247V251L250 250V249L248 250V247H249L250 245L248 244L249 246L247 247V249H244L245 246H242V249L244 250V252H246V254H244V252H243V250H242L241 253H243V254H241V258H240V262H239V264H264V257L262 256V255H264V240H262L263 237H261L262 239L260 238V236H263V235H264V219H263V218H264V191H261L262 189L264 190V188L262 187V189H261V188L259 187L260 190H259V188H257L260 192L255 188V189L258 191V194H257V196H256L255 193H257V191L255 192V191L251 190V189L247 186V188L250 189L249 191H250V192L253 191V193L255 194V197L253 196V198H256V199H255L256 201L253 200L252 196H251L252 200H249L250 197H249V199H246V198L248 197L247 194H248L249 192L247 193L248 189H246V187H244ZM240 189H243V187H242V188L240 187L239 190H240ZM255 189H254V190H255ZM246 190H247V191H246ZM6 191H7V190H5V192H6ZM240 194H239V195H240ZM254 194H252V195H254ZM0 196H1V195H0ZM249 196H250V195H249ZM0 198H1V199L3 198L2 200H4V203L7 201V198L4 199L3 196H1ZM41 199H42V198H41ZM246 200H247V202H248V201H249V202L251 201L250 203H252V204H248V203L246 204V203H245ZM38 201H39V200H38ZM38 201H37V203H38L37 205H38V207H39V209H40L39 211H40L41 217H42V219L47 220L46 222L48 223V221H49V219H50V215H49V212H48V213L46 212L48 209H46V211L43 210V209H44L43 205H45V204H44V199H42L43 202H42V201H41V202H38ZM252 201L256 202V204H255L254 202H252ZM241 202H243V203L241 204ZM0 204H1V202H0ZM253 204H254V205H253ZM240 205H241V206L244 205V209H245V210L243 209V206L240 207ZM247 205H248V207H246ZM41 206H42V207H41ZM249 206H250V207H249ZM239 207H240V208H239ZM254 207H255V208H254ZM234 208H235V209H234ZM246 208H247V209H246ZM253 209H254V210H253ZM249 210L252 211V212H250ZM255 210H256V211H255ZM41 211H42V212H41ZM44 211H45L47 214H46ZM48 211H49V210H48ZM244 211H245V212L247 211V213H245ZM253 211H254V212H253ZM162 212H163V211H161V214H162ZM225 212H226V214H225ZM184 213H186V212H184ZM249 213H250L251 215H250ZM253 213L256 214V215H254ZM163 214H164V212H163ZM228 214H230V208H229V212H228ZM235 214H236V213H235ZM241 214H243V215L241 216ZM181 215H182V217H183V216L185 217L186 214H184V215L181 214ZM187 215H188V214H187ZM236 215H237V214H236ZM244 215H245V217L242 219V217H243ZM261 215H263L262 220H261ZM188 216H189V215H188ZM222 216H223V215H222ZM230 216H231V215H229L228 217L230 218ZM238 216H239V214H238L237 217H236V220H237V221H238V218H239ZM247 216H248V217H247ZM258 216H259V217H258ZM231 217H232V216H231ZM249 217H251V218H249ZM253 217H254V218H253ZM256 217H257L258 219H257ZM46 218H47V219H46ZM186 218L189 219V217H187V216H186ZM186 218H184V221H185V220H186V221L188 220V219H186ZM229 218H228V221L230 220ZM255 218H256V219H255ZM224 219H225V218L223 217V223L225 224L226 231H227L228 234H230V233L232 232V230L229 228V226L232 225V224H230V221H231L232 219H231L229 222L227 221V218H226L225 220H224ZM246 219H247V220H246ZM250 219H251V221H250ZM254 219H255L256 221H255ZM181 220H182V218H181ZM244 220H246V221H244ZM182 221H183V220H182ZM225 221H226V222H225ZM254 221H255V223H254ZM46 222H44V223H46ZM246 222H247V223H246ZM248 222H249V223H248ZM251 222H252V223H251ZM3 223H4V220L2 221L1 224L4 225ZM228 223H229L230 225H228ZM236 223H237V222H236ZM7 224H8V223H7ZM7 224H5V225H7ZM237 224H239V223H237ZM249 224H250V225H249ZM2 225H1V226H2ZM5 225L2 226V227H3V228H7L8 226L6 227ZM8 225H9V224H8ZM229 229H230V231H231L230 233H229ZM171 230H172V229H171ZM172 231H173V230H172ZM172 231H170V233H171ZM235 232H234V233H235ZM238 232H239V233H238ZM168 233H169V232H168ZM251 234H253V237H251ZM254 234H255V235H254ZM235 235H236V234H235ZM11 238H12V236H11ZM258 238H259L260 240H259ZM13 239L15 240V237H13V238L11 239V240L14 242ZM237 239H238V238H237ZM247 239H248V240H247ZM9 240H10V239H9ZM16 240H17V238H16ZM51 240H52V239H51ZM253 240H254V239H253ZM261 240H262V241H261ZM17 241H18V240H17ZM13 242H11V245H14V246H15L16 244L19 245V244H18L19 242H18V243L14 242L15 244H13ZM55 244H57V243H55ZM11 245L9 244V246H11ZM57 245H58V244H57ZM57 245H56V246H57ZM14 246H12V247H14ZM18 247H20V246H18ZM58 247H59V246H58ZM17 249H18V248H17ZM253 256H254V257H253ZM40 259H41V258H40ZM41 264H43V263H42V260H41Z\"/></svg>",
    "mask_w": 264,
    "mask_h": 264
},
{
    "label": "crops",
    "instance_id": "3",
    "mask_svg": "<svg viewBox=\"0 0 264 264\" xmlns=\"http://www.w3.org/2000/svg\"><path fill=\"white\" fill-rule=\"evenodd\" d=\"M5 10V9H4ZM1 17V16H0Z\"/></svg>",
    "mask_w": 264,
    "mask_h": 264
}]
</instances>
